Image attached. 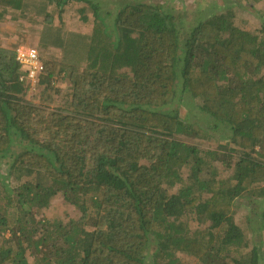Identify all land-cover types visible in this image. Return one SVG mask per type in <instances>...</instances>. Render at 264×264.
Returning a JSON list of instances; mask_svg holds the SVG:
<instances>
[{"label": "trees", "instance_id": "obj_1", "mask_svg": "<svg viewBox=\"0 0 264 264\" xmlns=\"http://www.w3.org/2000/svg\"><path fill=\"white\" fill-rule=\"evenodd\" d=\"M106 1L0 0V21L42 20V44L62 53L42 58L36 103L18 46L0 45V160L17 182L0 178V264H260L234 211L264 199V24ZM71 2L95 11L90 32L62 20ZM191 107L203 125L183 116ZM59 193L78 219L39 215Z\"/></svg>", "mask_w": 264, "mask_h": 264}, {"label": "rangeland", "instance_id": "obj_2", "mask_svg": "<svg viewBox=\"0 0 264 264\" xmlns=\"http://www.w3.org/2000/svg\"><path fill=\"white\" fill-rule=\"evenodd\" d=\"M142 0H128L129 3L135 4ZM169 3L170 7H173L175 11L188 12L190 18L205 12H222L227 9H234L236 11V23H242L241 25L245 29L261 28L264 24V0H155ZM58 2V1H57ZM105 9L111 13L117 10V7L121 4V0H107ZM83 3L71 2L65 4L61 14L62 20L66 23V26L70 29H75L81 32H90L93 28L94 20L96 19L95 11L88 9L85 12H80ZM53 12L59 9L55 2H52L50 6ZM16 12L8 13L7 19L0 21V45L6 47H14L21 44L36 46L42 56V58L60 59L62 53L59 49L45 46L41 42V34L43 30L42 20H34L29 18V15L22 16ZM211 13V14H212ZM207 13H205L206 15ZM57 16V20L60 18ZM69 81L63 76V78L54 82V95L57 98L63 99L66 96V89H68ZM38 83L34 86L31 92L28 93V99L40 103L37 97H34L37 90ZM55 89L59 90L55 93ZM52 106H57L54 102ZM186 120L198 121L200 124H204V118L200 111L196 108H190L184 112ZM223 128H216V135L221 133H228ZM222 143L226 145L227 140H222ZM200 142V141H199ZM203 148L216 150L219 147L217 141H201ZM9 166L6 161L0 160V178L5 183L9 184L11 188L17 185V182L13 181L9 175ZM63 194L59 193L52 201V205L48 209H44L39 215H45L46 217H62L64 221L71 218L78 219L81 216V212L78 208L66 204L63 199ZM234 217L237 223L245 224V229H248V237L253 239L257 247L264 251V199L258 197H242L237 200V205L234 211ZM250 217L251 221L247 223V218ZM9 235V232H5ZM1 242V241H0ZM29 259L32 262L34 256L29 254ZM260 264H264V258L259 260ZM177 264H200L194 257L188 256L184 253L179 254V262Z\"/></svg>", "mask_w": 264, "mask_h": 264}, {"label": "built area", "instance_id": "obj_3", "mask_svg": "<svg viewBox=\"0 0 264 264\" xmlns=\"http://www.w3.org/2000/svg\"><path fill=\"white\" fill-rule=\"evenodd\" d=\"M16 59L26 71L25 77L30 81L31 92L39 81V75L45 70L42 56L36 46L21 44L16 48Z\"/></svg>", "mask_w": 264, "mask_h": 264}]
</instances>
